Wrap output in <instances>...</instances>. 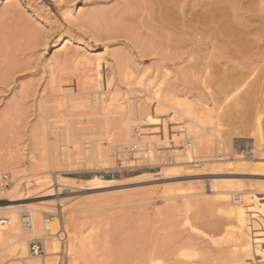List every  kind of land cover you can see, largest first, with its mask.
I'll return each instance as SVG.
<instances>
[{"label": "rangeland", "instance_id": "1", "mask_svg": "<svg viewBox=\"0 0 264 264\" xmlns=\"http://www.w3.org/2000/svg\"><path fill=\"white\" fill-rule=\"evenodd\" d=\"M168 1L158 15L143 0H0V174L12 182L0 200H55L32 205L43 211L34 214L43 240L25 233L33 239L27 263L255 264L264 229V195L257 194L264 191V168L255 161L264 157V0ZM97 58L106 81L95 78ZM139 81L172 108L159 105L163 135L139 122L143 143L166 141L157 147L173 152L158 155L176 153L184 163L189 158L177 147L186 131L194 146L187 152L197 163L181 165L182 175L171 178L172 165L152 158V168L118 176L122 187L88 190L84 180L112 178L106 168L115 167L120 148L110 147L107 165L90 163L99 134L89 116L116 96L132 108L146 103L141 91L125 92L140 88ZM69 141L78 143L68 147ZM51 155L62 176L78 180L71 192L61 191V201L49 197L56 193ZM85 159L86 165L76 163ZM145 173L152 175L128 181ZM45 180L51 183L42 186ZM225 188L243 192L237 196L243 202L230 194L226 210L211 193ZM180 194L186 197L168 198ZM7 204L0 201L2 230ZM59 205L76 247V256L63 253L61 263V253L46 256L52 240L60 249V239L45 238L52 223L45 214H58ZM14 214L19 226L21 212ZM36 240L44 249L39 256L31 250ZM16 250L0 241V264H23Z\"/></svg>", "mask_w": 264, "mask_h": 264}, {"label": "bare ground", "instance_id": "2", "mask_svg": "<svg viewBox=\"0 0 264 264\" xmlns=\"http://www.w3.org/2000/svg\"><path fill=\"white\" fill-rule=\"evenodd\" d=\"M149 1L152 2V4L154 5V7L156 9V10H153V12L155 14H158V15H161L163 13V11L165 10L166 6L169 5V1L168 0H143V3L145 2V4H150V3H148ZM66 44H69V41ZM65 54H66V52H65ZM94 65H96L95 69H96V72H97V75H96L95 78H97V79H98V77L105 78L103 76L104 66H103L102 59L101 58H97L96 59V63ZM101 79H99V80H101ZM105 81H106V78H105ZM149 84H151V82ZM141 85L143 86V83L142 84H141V82L138 83V86L140 88H135L134 87L135 89L133 87H132L133 88L132 89L131 85H130V87L128 85L129 88H127L125 90V92L128 93L130 90H136V89L139 90V92L141 91L146 96V99L148 98L146 103L142 102L141 100L137 101V105H135V107L132 108L130 106V104L123 105V103H120L119 99L116 96V97H113V99H112L113 102L111 104H109L108 107H104V105H103L104 103H100L101 104L100 105L101 109H99V110H101V111L99 112L98 115L93 114V115L89 116L91 118L94 117V118L97 119V130H95V132L97 134H99V137L94 140V142H97V146L91 148L92 149L91 150L92 151V156H93L91 158V160H90L91 164L100 165V166L107 165V163L109 162V159H110L109 158V149H110L111 146L120 147V148L116 149L115 151H119V150L123 151L124 149H126L127 147H130L134 143H139V144H141V146H148L152 150L153 146L157 147L158 143H165L166 142V141H163V140L162 141H160V140H151V141H146V143H143L144 141H142V139H141L142 138L141 137L142 133H141V129H140V127H141V123H139L140 121H143L145 126L153 127V129H154L153 131H155L156 128H157L158 132H160V134H162V135L164 134V133H162V131L164 130L163 129L164 126H161L162 122H159L161 118H160V115L158 116V114L160 113V111H162V110H160V106H165V107L167 106V104L165 105L163 103V101H161V99L164 100V98H166V96L164 98H160V95H159V93L156 90L154 92H156L157 95L156 94L155 95H151L150 93H148L146 91L148 88H146L145 91H142L141 89L143 87H145V86L142 87ZM120 91H123V90L116 89L113 92L116 93V92H120ZM159 91H161V90H159ZM126 95H128V94H126ZM127 97L128 96H126V98ZM140 98L144 99L145 97L144 96H140ZM164 102H166V101L164 100ZM167 107L170 110L172 109L171 106L170 107L167 106ZM186 109H187V112H185V114H188V117H190L189 114H192L191 109L190 108H186ZM174 111H176V110H174ZM133 112L135 113L134 115H136L135 117H133ZM162 115H161V117H162ZM46 116H47V114H46ZM200 119H201V117H200ZM47 120H48V118H47ZM133 120H135V125L134 126H133V123H132ZM45 122H47V121H45ZM131 123H132V125H131ZM47 130H48V128H47ZM137 132H138V138L136 136ZM184 132H185L184 138H182V139H180L178 141V143L182 142L183 145L182 146L178 145L177 148H178V151L180 153L185 154V156H187V158H189L187 162H184V163L177 162L176 158L179 155H177L176 153L171 154L169 157H166V156H163V155L159 156L158 154L162 153V150H170L168 152H173L171 149L167 148L166 146L157 147L156 149H162V150L160 152H157L158 154H157L156 157L155 156L153 157V158H159L160 160L164 161V163L161 164V166H163V165H167V166L168 165H172V168L167 170V175H168V177H171V178H178V177H180L182 175L183 171L180 168L181 165H186V164L188 165V164L197 163V161L194 160V157L192 158L191 156H189V153L187 152L188 150H190L191 148L194 147L193 146V139L190 138L187 135L186 131H184ZM91 134H92V132H91ZM153 135H155V134H153ZM167 141L171 142V141H173V139H168ZM77 143H78L77 141H69L67 144L69 145L68 147H70L71 145H74V144H77ZM126 144H128L127 147L121 148L122 146H124ZM68 154H69V152H68ZM141 157L142 156H140V155L137 156L138 159H140ZM1 159H2V157H1ZM170 159L172 160V162H169V161H171ZM233 159L235 161L239 162V163H245V160H244L245 158H242V157L239 158L238 157V158H233ZM218 161L220 162L221 160H218ZM227 161H228V159H227ZM255 161H257L256 165H257L258 168H259V166L264 168V157H257V159ZM126 162L127 163H131L130 160H127ZM246 162H247V160H246ZM52 163L54 164V169H55L54 175L56 176V181L54 183V187H55L54 190H56V193H51V194L49 193L50 194L49 197H55L57 201H61V199H60V197L62 196V192L61 191H63V190L66 191L67 189L69 191V189H70V192H71V189L74 188L73 184L76 181H78V180L75 179V178H72V177L62 176L61 172L56 170L57 167H56L55 160H54L53 156H52ZM76 163L77 164L82 163V164L86 165L87 164V160L86 159L83 160V161L81 160V161L76 162ZM76 163H74L72 161H67L66 164L72 165V164H76ZM64 164H65V162L62 161L61 165H64ZM216 164H218V163H216ZM238 165H237V167H239ZM111 168H113V167H111ZM106 169H110V168H106ZM145 175H152V174L151 173H145V174H142V175L133 176V177L128 178V181H132L134 179L140 178V177L145 176ZM45 183L46 184H50L51 182H47V180H45V182L41 183V185L43 186V184L45 185ZM84 183H87L90 186V188L87 187L88 190H90V189H92V190L95 189L96 190V189H101V188H114V189H117V188L122 187L123 185H125V184H121L120 180L112 179V178L109 179V178L103 177V176H94L92 178L84 180ZM10 188H9V190H10ZM211 193L213 195L217 196V197H220V200H219L221 202L220 204L225 206L226 210L229 209V195L230 194H235V196H236L235 197V199H236L235 203L243 202V200H244V199L242 200V197H237L238 195L242 194L243 192L233 191V190H230L229 188H225L223 190L213 189V190H211ZM257 194H263L264 195V191H260V192L258 191ZM191 196H194V195L192 194ZM183 197H186V194L170 196L168 198L169 199H180V198H183ZM239 198H241V200ZM237 199H239V200H237ZM20 200L21 199H14V198H6L4 200H0V201H6L7 203H9L6 206H4V208H3L4 211L8 214V216H7L8 219L7 220L5 219V222L8 223L7 224L8 228L5 229V230H2V228L0 227V241L5 240L6 243L9 244V246H16V249H17L16 251H18V255H20V259L23 261V264H29L25 260H27L28 258L32 257V256H29L30 255V248H29L28 242L33 240V239L27 238L25 236V233H27L28 230L24 226V222H25L23 220L24 216L27 215L29 217V219H30V222H31V228H30V230L28 232L31 233L35 237V239L43 240L42 237H38L37 236L36 225H35V220H34V217L37 216L38 214H41L43 211L41 209H39L38 207L34 208L32 205H41V206H44V207L45 206H51V205H53V202L55 200L51 199V200H47V201H41V202H38V203L32 202V203H28V204H24V205L13 204V203H15L17 201H20ZM92 208L95 209V207H90L89 209H92ZM84 211H86V210H84ZM15 212H18V213L21 212V215L19 217V226L17 225V217L14 214ZM22 213H24V214L22 215ZM34 214H37V215H34ZM48 217H49V219H48ZM57 218H58V220H57ZM75 219H77V218H75ZM38 220L39 219L37 218L36 221H38ZM45 221L47 223L52 222L51 226H50L51 234L45 235V238H51V239L58 238V239H60L59 238V233L61 232V230H63L65 232V236H66L65 242L61 243L60 249L62 251L59 249V246L55 242H53V240H52L51 246L53 247V250H52L53 252H51V251L48 252L47 251L46 256H53V255H56L58 253H61V256H60L61 257V259H60L61 261L60 262L58 261L59 263H61L62 262L63 253H66L68 255H75L74 254V251H75V248H76L75 244L73 245V241H71L70 239L67 238V232L65 230L66 225H67V221H66L65 215L62 214L61 216H59L57 214L56 215L45 214ZM18 228L20 229V233H21V238L20 239L18 238V234H17L18 231H19ZM59 228H60V231H59ZM261 229L262 230H261V232H260V234L258 236V239H257L258 242H259L260 250H259L258 255L254 259V263L255 264H264V229L262 227H261ZM87 241H89V240H87ZM44 248H45V245H44ZM90 249H91V247H90ZM13 250L15 251V249H13ZM58 250L60 252H58ZM69 251H71V252L73 251V253L69 254ZM41 257H43V256H41ZM246 262L247 261H245V263ZM56 263L57 262L55 260H53V259L47 260V259L43 258V264H56ZM180 264H182V263H180Z\"/></svg>", "mask_w": 264, "mask_h": 264}, {"label": "built area", "instance_id": "3", "mask_svg": "<svg viewBox=\"0 0 264 264\" xmlns=\"http://www.w3.org/2000/svg\"><path fill=\"white\" fill-rule=\"evenodd\" d=\"M138 138V132L136 133ZM174 143H171L172 146ZM183 143L180 142L179 146H182ZM156 146H153L151 150L148 146H141L139 143H134L130 147H127L123 151H115L113 154V159L115 161V167L107 169V173L113 178L116 179L118 176L135 172L144 168H152L150 166L151 159L157 156V152H160L162 149H156ZM142 156L140 159L137 156ZM130 160L131 163H127L126 161ZM11 176L9 174H0V194L6 193L11 187ZM59 213L57 215H62V206L59 205ZM52 217V216H51ZM49 219V217H48ZM25 228L29 231L31 228V222L27 215L24 216L23 219ZM60 242L64 243L66 240L65 232L61 230L59 233ZM31 250L36 256L41 255L44 252L43 245L39 240L33 241L31 243Z\"/></svg>", "mask_w": 264, "mask_h": 264}]
</instances>
